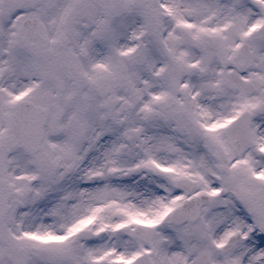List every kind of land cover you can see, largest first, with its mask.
<instances>
[{"label":"snow or ice","instance_id":"1","mask_svg":"<svg viewBox=\"0 0 264 264\" xmlns=\"http://www.w3.org/2000/svg\"><path fill=\"white\" fill-rule=\"evenodd\" d=\"M0 264H264V0H0Z\"/></svg>","mask_w":264,"mask_h":264}]
</instances>
